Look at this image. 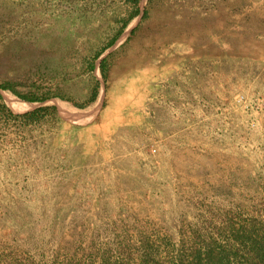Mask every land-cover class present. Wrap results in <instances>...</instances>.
<instances>
[{"label":"rangeland","instance_id":"rangeland-1","mask_svg":"<svg viewBox=\"0 0 264 264\" xmlns=\"http://www.w3.org/2000/svg\"><path fill=\"white\" fill-rule=\"evenodd\" d=\"M254 1L0 0V264H258Z\"/></svg>","mask_w":264,"mask_h":264},{"label":"crops","instance_id":"crops-1","mask_svg":"<svg viewBox=\"0 0 264 264\" xmlns=\"http://www.w3.org/2000/svg\"><path fill=\"white\" fill-rule=\"evenodd\" d=\"M227 18L235 23L257 24L260 28L255 31L260 34L254 33L251 38L263 39L264 38V0H255L254 2H238V4L230 5L227 7ZM244 26H241L243 28ZM245 37L243 35H237Z\"/></svg>","mask_w":264,"mask_h":264},{"label":"trees","instance_id":"trees-1","mask_svg":"<svg viewBox=\"0 0 264 264\" xmlns=\"http://www.w3.org/2000/svg\"><path fill=\"white\" fill-rule=\"evenodd\" d=\"M138 1L139 0H132L133 4H135V5L137 4ZM100 66H101V72L104 74V67H103L102 64ZM1 87L3 89L7 88L6 86H2V85H1ZM21 98L28 99V98H25L24 96H21ZM33 100H35V99H33ZM35 113H36V111H31V112H29L27 114H24L23 117H28V116L32 117V116L35 115ZM244 235H248L247 239L249 241H252V243H253L252 244L253 247H252V250L250 252L251 254L249 253L250 256H248V258H246L247 263H251L256 258H258L259 259L258 264H264V242H263L264 241V236H261L260 237V241L257 242L254 238L252 239L251 232H248V234H246V232H245ZM242 239L244 240L245 237H243ZM220 261H221V259H220ZM181 263H183V262H181ZM189 264H217V263H216V260L213 257H208L207 256L204 261L190 262Z\"/></svg>","mask_w":264,"mask_h":264}]
</instances>
